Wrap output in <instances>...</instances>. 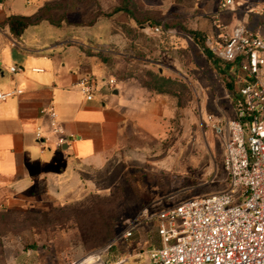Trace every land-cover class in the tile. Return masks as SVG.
<instances>
[{"label": "crops", "instance_id": "1", "mask_svg": "<svg viewBox=\"0 0 264 264\" xmlns=\"http://www.w3.org/2000/svg\"><path fill=\"white\" fill-rule=\"evenodd\" d=\"M16 1L0 3V91L23 90L0 104V206L21 205L37 195L55 200L73 197L135 164L138 150L168 131L176 119L177 101L171 96L176 88L200 94L196 107L203 124L207 114H233L237 99L224 86V92L213 97L208 82L198 79L193 85V65L189 70L181 65L179 49L203 51L209 64L213 57L206 55L202 38H217L237 25L264 42V0H232L226 9L220 7L224 0H136L133 16L119 11L88 24L75 11L59 26L33 24L13 36L6 19L34 12L18 9ZM159 24L172 33L156 36L141 30ZM50 27L59 31L54 38L37 36V30L47 32ZM125 60L140 63L160 77L163 86L151 79L141 81L137 74L121 75L128 72ZM218 63L215 72L233 80L236 93V73ZM10 67L18 70L9 72ZM83 76L94 77L99 85L90 101L75 86ZM109 79L115 81L112 86L106 85ZM261 79L264 82V67ZM189 103L184 114L191 122ZM48 105L71 136L59 149L39 113ZM37 127L46 138L43 151L34 138Z\"/></svg>", "mask_w": 264, "mask_h": 264}, {"label": "rangeland", "instance_id": "2", "mask_svg": "<svg viewBox=\"0 0 264 264\" xmlns=\"http://www.w3.org/2000/svg\"><path fill=\"white\" fill-rule=\"evenodd\" d=\"M5 2L0 0L2 6ZM118 5L119 0L16 1L18 9L34 11L26 17L33 24L62 23L72 18L73 10L81 22L88 23ZM53 29L37 30V36L54 38L59 31ZM179 51L181 65L186 70L193 68L191 83L208 82L210 95L220 96L224 84L215 72L218 61L213 58L207 64L203 51L200 54L196 48L190 53L187 47ZM132 62L125 60L123 67L128 72L120 74H137L139 80L149 81L151 72ZM171 96L177 101L176 119L168 131L138 150L135 164L109 178L98 175L101 181L73 197L55 200L37 195L21 205L0 206V264H69L86 256L103 262L123 259L126 264H147V251L158 245L150 219L153 213L184 200L224 192L228 182L221 165V144L198 119L200 94L179 87ZM189 102L191 122L184 114ZM126 229L132 232L129 239L121 236Z\"/></svg>", "mask_w": 264, "mask_h": 264}, {"label": "built area", "instance_id": "3", "mask_svg": "<svg viewBox=\"0 0 264 264\" xmlns=\"http://www.w3.org/2000/svg\"><path fill=\"white\" fill-rule=\"evenodd\" d=\"M232 0L220 7L228 8ZM143 32L170 35L163 25H145ZM204 49L217 61L236 73L237 100L233 114H207L204 125L220 141L221 165L228 187L224 192L179 202L150 216L155 223L156 246L147 251V264H264V42L241 25L217 38L204 36ZM96 52L104 53L96 49ZM10 67L9 72H16ZM109 79L107 86L114 84ZM78 90L92 100L98 82L83 76L75 83ZM23 93L22 89L0 91V104ZM55 136L59 149L68 141L58 123L53 106L40 110ZM34 138L45 149L46 138L40 127ZM147 215V211L144 213ZM132 236L130 229L121 233ZM155 243V241H154ZM69 264H126L123 259L103 262L93 256Z\"/></svg>", "mask_w": 264, "mask_h": 264}, {"label": "trees", "instance_id": "4", "mask_svg": "<svg viewBox=\"0 0 264 264\" xmlns=\"http://www.w3.org/2000/svg\"><path fill=\"white\" fill-rule=\"evenodd\" d=\"M135 9H136V0H119V6L118 7L114 8L110 13L105 14V15L100 14V13L96 14L95 17L92 18L88 22V24H91L94 21V19L101 18V17H109L112 14L119 12V11L125 12L129 16H133L134 13H136ZM75 11L76 10H73L72 12H75ZM5 22L9 26L10 32L13 36L19 35L23 29H25L27 26H30L33 24L26 17H12L11 16V17H8ZM49 24L53 25V26H59L60 25V23H54V22H49ZM188 34H190L191 37L194 39L198 38V36L195 33H188ZM206 55L208 57H210V54L208 52H206ZM102 59L105 60V58H102ZM228 66H227V68H228ZM149 76H150V79L153 83L159 84L160 86H163L164 81H162L161 78L158 77L156 74L149 73ZM222 81L224 84V88L228 91L231 98L234 100L237 99V95L234 91L233 80H231L229 78L225 81V79L222 78ZM157 90H158V92H162L161 88H158Z\"/></svg>", "mask_w": 264, "mask_h": 264}]
</instances>
